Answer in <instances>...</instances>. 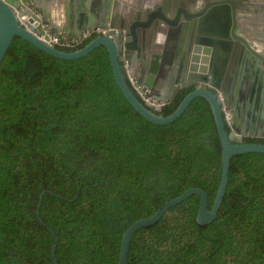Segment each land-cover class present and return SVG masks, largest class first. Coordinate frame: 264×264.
I'll list each match as a JSON object with an SVG mask.
<instances>
[{"label":"trees","instance_id":"obj_1","mask_svg":"<svg viewBox=\"0 0 264 264\" xmlns=\"http://www.w3.org/2000/svg\"><path fill=\"white\" fill-rule=\"evenodd\" d=\"M95 36L57 47L74 50ZM193 88L181 87L158 113ZM220 171L208 108L149 121L104 54L57 64L22 41L0 68V264H55L50 229L61 264H116L131 222L192 185L206 190L210 207ZM198 202L190 194L137 229L127 264H264V162L232 156L211 222H197Z\"/></svg>","mask_w":264,"mask_h":264},{"label":"water","instance_id":"obj_2","mask_svg":"<svg viewBox=\"0 0 264 264\" xmlns=\"http://www.w3.org/2000/svg\"><path fill=\"white\" fill-rule=\"evenodd\" d=\"M128 1L131 5L134 0ZM36 3L37 0H0V68L22 41L39 48L57 64L75 65L90 56L104 54L110 58L114 79L125 98L149 121L169 123L197 105L208 108L216 125L221 145V171L210 207L207 192L199 185L189 186L167 199L152 214L134 220L124 229L116 264H127L130 241L137 229L153 224L170 206L190 194L199 195L197 222H211L225 192L232 156L264 162V141L244 139L245 136L264 138V41L257 35L259 43L246 39L241 31L251 34L252 30L237 28L238 13L264 21V0H145V4L153 8L141 19H133L122 0H90L96 14L94 17L81 15L79 30L68 26L59 28L49 20L50 25L66 34L80 35L92 26H110L120 33L117 37L96 35L74 50L61 49L37 36L45 34L46 21L37 11ZM221 12L222 20L218 16ZM155 31H160V35L152 46L149 40ZM129 77L142 89H148L159 103L143 102L133 90ZM239 81L241 84L237 86ZM190 84H194V88L172 112L158 113L181 87ZM247 101L251 109L244 107L243 102ZM223 106L228 110L229 119L225 117ZM42 193L43 190L40 198ZM39 204L40 201L38 207ZM50 230L52 260L61 264L55 254L57 234Z\"/></svg>","mask_w":264,"mask_h":264},{"label":"crops","instance_id":"obj_3","mask_svg":"<svg viewBox=\"0 0 264 264\" xmlns=\"http://www.w3.org/2000/svg\"><path fill=\"white\" fill-rule=\"evenodd\" d=\"M122 2L126 4L128 10L130 9L131 17L133 19L143 18L144 15L147 14L149 11H151V9L153 8V6H150V7L147 6L145 4V0H134L131 5L129 4L128 0L126 1L122 0ZM36 5L38 7L37 11L43 15V18L46 21V24H45L46 28L50 31L57 32V33L64 34V35H75V34L71 32L66 34L62 30L58 29L57 27L62 28L63 26H68L73 30H79L81 15L90 14L91 16L94 17V15L96 14V9L91 6L90 0H37ZM167 12L172 13V11L170 10H167ZM222 12L224 11L222 10ZM222 12L218 15L219 17H221L220 18L221 20H222V15H223ZM238 14H239L238 15L239 20L237 19V28L239 30H242V29L252 30L251 34L241 31V34L243 35V37L259 43L258 39H256L255 37V35H257L259 36L260 40L264 41V21L260 17L249 18L247 16L243 17L241 13H238ZM49 20L53 22L57 27L50 25ZM206 20H207V25H208V22L210 20V15L208 12H207ZM159 32L155 31L152 34L151 40H149L150 43H152V46L158 42L157 39L159 38V35H160ZM143 36H145V33ZM141 44L144 47L145 43L143 40ZM142 53L144 54L145 57H147L146 52H144V50ZM124 63L126 64V61H124ZM239 82L237 83V86L241 84V82L240 83ZM243 105H245L244 107H247L248 109L252 108V106L248 103V101L243 102Z\"/></svg>","mask_w":264,"mask_h":264},{"label":"built area","instance_id":"obj_4","mask_svg":"<svg viewBox=\"0 0 264 264\" xmlns=\"http://www.w3.org/2000/svg\"><path fill=\"white\" fill-rule=\"evenodd\" d=\"M120 30L117 28H113L110 26H92L90 28L84 29L80 35H64L57 32H53L45 28V34H37V36L51 45H71L78 43L81 39L87 38L91 35H99V34H109L113 36H118ZM129 82L133 88V90L137 93L139 98L146 103L150 104H158L159 101L156 100L153 95L149 92L148 89H142V86L138 84L134 79L129 77ZM224 108L225 117L229 119V115L227 114V108Z\"/></svg>","mask_w":264,"mask_h":264},{"label":"flooded vegetation","instance_id":"obj_5","mask_svg":"<svg viewBox=\"0 0 264 264\" xmlns=\"http://www.w3.org/2000/svg\"><path fill=\"white\" fill-rule=\"evenodd\" d=\"M247 138V136L244 137V139Z\"/></svg>","mask_w":264,"mask_h":264}]
</instances>
